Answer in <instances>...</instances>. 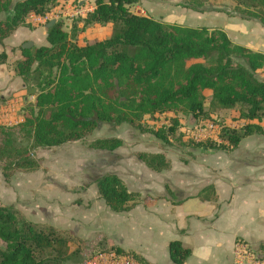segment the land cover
<instances>
[{
    "label": "trees",
    "instance_id": "obj_1",
    "mask_svg": "<svg viewBox=\"0 0 264 264\" xmlns=\"http://www.w3.org/2000/svg\"><path fill=\"white\" fill-rule=\"evenodd\" d=\"M59 1L0 0V43L17 27L30 28L28 15H44ZM137 1L92 0V9L77 18L79 26L71 25L65 31L55 20L45 30L46 45L18 47L14 74L35 92L20 110L19 122L0 124L4 182L17 171L40 168L33 149L84 140L99 123H126L163 142L173 139L180 145L189 144L191 139H181L177 118L158 126L148 125L145 119L165 113L190 115L197 121L209 119L206 99L213 107L235 108L244 123L236 130L209 119L219 125V140L205 139L201 146L228 153L243 137L264 136V80L256 77L263 70L264 53L232 42L221 28L185 26L135 14L129 5ZM230 1L231 10L220 9L216 0H180L175 5L200 13L231 16L238 12L240 18L256 19L264 28V0ZM106 23H111L106 37L77 43L76 35L87 26ZM4 57L1 52L0 62ZM20 139L25 143L18 144ZM122 143L119 137L106 136L92 139L86 146L110 151ZM134 155L155 172L170 166L163 151H137ZM93 182L111 212L158 198L128 191L114 173H102ZM194 197L212 203L217 199L211 183L198 189ZM72 242L82 243L63 229L27 220L12 204L0 203V264H71L78 251L70 249ZM166 248L172 264H182L191 252L178 239L169 240ZM255 251L254 257L263 259L264 243ZM98 252L131 254L138 264H151L133 250L113 244L95 243L89 254Z\"/></svg>",
    "mask_w": 264,
    "mask_h": 264
},
{
    "label": "crops",
    "instance_id": "obj_2",
    "mask_svg": "<svg viewBox=\"0 0 264 264\" xmlns=\"http://www.w3.org/2000/svg\"><path fill=\"white\" fill-rule=\"evenodd\" d=\"M64 1L60 0L45 14L58 11L64 15L70 9L68 4L63 5ZM143 1L147 2L138 0ZM134 8L139 9L136 4ZM147 9L148 12L149 9L153 10L152 4H148ZM176 9L173 11L181 15ZM133 13L146 15L145 12ZM194 13L182 15L188 18ZM40 17L28 15L26 20L31 27H17L0 43V53L5 56L4 62H0V97L3 98L0 103V124L19 122L20 110L26 102L32 101V95L28 93L29 99L24 95L26 85L14 74L13 65L19 59L18 47L22 42L31 40L34 46L46 45V42L43 43L45 23ZM228 17L243 20L236 16ZM156 20L170 23L164 16ZM242 45L250 49L248 44ZM253 135L256 134L240 139L237 146L228 153L208 154L202 163L196 164L198 167L195 172L184 162L172 160L168 152L165 155L170 160V166L160 172L140 170L136 163L138 159L134 157L121 160L114 157L116 163L126 158L135 161V169L126 168L124 174L110 166L105 172L120 176L128 191L137 192L140 196L158 197L138 202L126 211L108 210L98 197L93 180L79 187L85 181L82 178L44 179L38 169L21 172L39 174L37 180L28 178L27 174L14 180L13 175L19 173L17 171L6 183L0 174V199L13 201L27 220L50 224L81 239V246L75 242L70 245V249H79L77 253L80 258L71 264H83L84 256L97 242L131 249L151 264H172L166 248L172 239H178L191 251L182 264H236L233 256L236 243H243L250 250L264 243V140L260 139L264 136L256 135L255 139H248ZM120 147L110 152L115 150V153ZM129 151L133 153L139 150ZM233 153L242 155L232 159ZM208 183L213 184L216 191L217 199L214 203L199 201L194 197L198 189ZM132 185L137 186L136 190H130ZM253 260L264 264V258L253 256ZM242 264L252 263L245 261Z\"/></svg>",
    "mask_w": 264,
    "mask_h": 264
},
{
    "label": "rangeland",
    "instance_id": "obj_3",
    "mask_svg": "<svg viewBox=\"0 0 264 264\" xmlns=\"http://www.w3.org/2000/svg\"><path fill=\"white\" fill-rule=\"evenodd\" d=\"M147 2H138L129 5V10L131 12L137 11L139 13L145 12L147 16L152 15L151 18H164L168 19L170 23H176L179 25H188V26H201L204 25L208 29L212 27H217L223 29V31L228 35L234 43L238 44H248L250 49L254 51H259L264 53V28L261 27L260 23L253 18L248 19H233L229 18L225 13L219 12L217 13H201L195 14L191 10H184L180 6L175 5L176 2L180 0H146ZM217 5L220 9L224 10L226 8L231 10L233 6L230 0H216ZM68 4L67 12L62 15L58 11H54L52 14V18L58 20L62 24V29L65 31H69L71 25L79 26L80 22L77 21L78 17H82L86 12L90 11L93 7L92 0H65L63 5ZM134 4L138 5L139 9L134 8ZM152 4L153 10L149 9L148 12L147 5ZM62 5V7H63ZM180 11L182 14L184 13H194L190 14L188 18L184 15H179L173 10ZM80 12H77V11ZM172 11V12H171ZM238 12H235L231 16L239 17ZM172 16V17H170ZM51 18V19H52ZM180 19V20H178ZM183 20V21H182ZM172 21V22H171ZM176 21V22H175ZM181 22V23H180ZM45 23V22H44ZM43 25V24H42ZM42 31V29H40ZM111 31V23H106L104 25H93L87 26L83 31L79 32L76 35L77 43L81 44L83 42L94 43L95 41L106 37ZM235 35V36H234ZM45 43V40L44 42ZM34 46V44L32 45ZM256 77L258 79L264 80V67L263 70L256 73ZM26 95L29 99L28 88L25 87ZM27 103V102H26ZM25 103V104H26ZM28 103H30L28 101ZM24 104V105H25ZM204 109L210 111L208 114L209 119H213L221 125H227L229 128H235L236 130L241 129V125L244 121L237 117V110L235 108H218L213 107L208 104V99L204 101ZM172 118H177L181 123L180 131L182 132L181 139H191L189 137V133L194 130L199 123H206L209 119H193L190 115H181L165 113V114H156V116H151L145 119V123L148 125L158 126L160 124H166ZM211 120V121H213ZM215 122L216 124H218ZM263 125V122L261 121ZM219 131V125H217ZM218 134V132L216 133ZM106 136H116L119 137L123 143L120 147V150H116L112 152L101 151L99 152L96 149H90L86 146V143L92 139L98 137H106ZM218 136V135H217ZM208 138V139H218L219 137ZM253 135L250 138H254ZM255 139V138H254ZM264 140V138H260ZM205 140V139H204ZM202 140L197 141V144H193L195 141L192 139L189 141V144L180 145L177 141L173 139H168L167 142H163L157 138H155L151 133H140L135 128H132L126 123H121L119 125H113L111 123H99L97 127L84 139L81 141L69 142L62 144L58 148H35L32 150L33 155L40 160V168L39 171L42 172L44 179L52 178V179H62V178H71L77 179L82 178L85 180L79 186L86 184V181L93 180L95 177L99 176L102 173H106L105 171L110 169L111 167L118 168L121 173H126V168L131 170V168L135 169V161L130 160L128 158L122 161L114 160V157H119L117 160H121V158L125 157H135L134 153H129L130 149H136L139 151H163L168 152L172 160L184 162L187 164L192 172L197 170L198 167L196 164L202 163L205 157L208 154H214L219 151L213 150L211 147H203L201 146ZM18 144H24L25 141L20 139L17 140ZM206 145V144H203ZM102 150V149H100ZM108 151V150H107ZM114 153V154H112ZM223 153V152H220ZM225 153V152H224ZM244 154V153H243ZM233 153L232 159H237L241 157L242 153H238V155ZM223 157V156H222ZM218 158V157H217ZM220 158V157H219ZM221 159V158H220ZM224 160V159H223ZM170 161V160H169ZM140 170L144 169L145 171L151 172L141 161L136 160ZM110 164V165H109ZM117 170V169H115ZM27 174V177L30 179H38V175L36 173H17L13 175V179H19L21 176ZM120 177V176H119ZM124 177V176H123ZM1 179V178H0ZM15 180V179H14ZM13 180V181H14ZM1 182V181H0ZM15 183V182H14ZM131 186V185H129ZM130 190H136L137 186L132 185L129 187ZM2 196V195H0ZM0 203L5 204H13V201H9L8 199H0ZM14 205V204H13ZM22 213V212H21ZM23 214V213H22ZM33 216V215H32ZM82 245V243H81ZM80 245V246H81ZM235 247V246H234ZM92 248V247H91ZM77 249V248H75ZM79 250V249H78ZM234 251V248H233ZM255 251V250H254ZM91 250L86 255H91ZM256 253V254H255ZM251 252V257L256 256L258 253L255 251ZM94 254V253H92ZM85 255V256H86ZM84 256V257H85ZM79 254L71 258V263L78 261ZM84 259V258H83Z\"/></svg>",
    "mask_w": 264,
    "mask_h": 264
},
{
    "label": "built area",
    "instance_id": "obj_4",
    "mask_svg": "<svg viewBox=\"0 0 264 264\" xmlns=\"http://www.w3.org/2000/svg\"><path fill=\"white\" fill-rule=\"evenodd\" d=\"M56 12V11H55ZM54 11L49 12L41 16L43 22H47L55 13ZM77 12H80L79 10ZM218 132V127L216 123H213L210 120H207L206 123H199L198 126L194 128L189 133V137L197 142L200 140L208 138H216ZM234 261L236 264H242L245 261H248L252 264H261L258 260H253L251 257V250L244 245L243 243H236L233 251ZM253 260V261H252ZM83 264H138L132 257L131 254H114L113 252H98L91 255H86L83 259Z\"/></svg>",
    "mask_w": 264,
    "mask_h": 264
},
{
    "label": "water",
    "instance_id": "obj_5",
    "mask_svg": "<svg viewBox=\"0 0 264 264\" xmlns=\"http://www.w3.org/2000/svg\"><path fill=\"white\" fill-rule=\"evenodd\" d=\"M53 23H54V19H50V20H48V21L44 24V26H43L44 30L48 29ZM32 45H33V43H32L31 40H26V41H24V42H22V43L20 44V47H21L22 49H28V48L32 47ZM34 92H35L34 87H30V88L28 89V93H29V94H32V93H34Z\"/></svg>",
    "mask_w": 264,
    "mask_h": 264
}]
</instances>
